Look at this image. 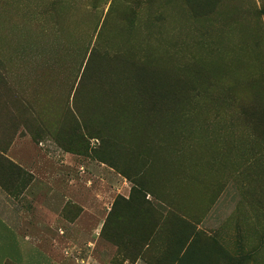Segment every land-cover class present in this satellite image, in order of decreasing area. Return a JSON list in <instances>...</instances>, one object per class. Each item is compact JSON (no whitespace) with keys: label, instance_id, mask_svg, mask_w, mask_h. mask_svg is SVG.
Segmentation results:
<instances>
[{"label":"rangeland","instance_id":"rangeland-1","mask_svg":"<svg viewBox=\"0 0 264 264\" xmlns=\"http://www.w3.org/2000/svg\"><path fill=\"white\" fill-rule=\"evenodd\" d=\"M230 10L236 18L246 14L249 45L257 43L264 0ZM0 11V46L6 45L0 48L5 62L0 105L14 109L9 113L15 143L25 138L16 149L20 162L0 161V185L14 231L41 251L38 258L26 247L14 258L18 264H85L78 259L86 258L93 239L100 238L98 200L117 198L113 175L120 176L104 165L133 178L137 165L157 164L145 159L157 145L202 155L205 124L220 129L239 119L238 110L224 103L225 95L216 114L203 112V60L231 68L234 54L221 63L203 51V25L184 0H9ZM241 27L234 25L230 45L235 49ZM258 59H264V51L250 49L251 63ZM236 80L242 86L249 78ZM230 83L224 79L220 93ZM235 99L237 105L239 92ZM158 139L164 143H155ZM246 156L236 151L230 158L240 165ZM217 158V167L229 166L223 156ZM193 160L180 163L197 165ZM172 162L165 158L157 166L172 167ZM199 163L203 182L214 181L210 167L203 159ZM96 254H103L100 242ZM256 264H264L263 254Z\"/></svg>","mask_w":264,"mask_h":264},{"label":"crops","instance_id":"crops-1","mask_svg":"<svg viewBox=\"0 0 264 264\" xmlns=\"http://www.w3.org/2000/svg\"><path fill=\"white\" fill-rule=\"evenodd\" d=\"M8 1L0 0V10ZM3 18L0 11V25ZM9 112H14L12 106L0 105L1 163L20 162L16 149L25 139L22 136L15 143ZM104 166L120 176L113 175L118 181L113 192L117 198L112 201L107 195L98 200L103 214L100 238L93 239L86 258L78 259L81 263L256 264V251L264 255V186L253 183L252 169L218 168L210 171L216 177L211 183L203 182V168L168 169L158 175L162 178L145 179L143 186H136ZM7 198L0 185V264H18L15 251L24 252L26 247L39 258L41 251L31 239L26 237L23 243L21 233L14 231ZM99 242L100 258L96 254Z\"/></svg>","mask_w":264,"mask_h":264},{"label":"trees","instance_id":"trees-1","mask_svg":"<svg viewBox=\"0 0 264 264\" xmlns=\"http://www.w3.org/2000/svg\"><path fill=\"white\" fill-rule=\"evenodd\" d=\"M186 6L190 9L193 18L196 23L203 25V39L204 46L203 51L211 57L219 60L221 63L227 59H231L232 67L221 64L219 68H216L215 62H206L203 60V112L206 111L207 116L210 114H216L218 112V104L222 95H225L224 103L227 106L235 108L238 120L233 119L230 125H226L218 128L213 123L205 124L203 130H205L206 138L203 142L202 155H194L191 157L181 152L177 148H170L171 151H164L159 145H157V152H154L152 156L145 157V159L154 161L155 166L152 163H148L144 168L137 165L136 174L133 179L128 176L136 186H143L145 179L155 180L162 172L168 169H186L196 170L201 167L199 163L203 159V164L209 166L210 171H215L219 167L218 158L223 156L226 163L229 166L226 169L234 168L236 171L243 168L252 169L251 174L255 177L253 183L256 186H264V59H258L257 62L251 63L250 61V49L264 51V28L260 23L257 43L250 44L249 30L246 25V14H239L236 18V12L230 10V6L239 4L240 6L246 5L252 0H184ZM262 10V9H259ZM248 15V14H247ZM264 15L263 11H258L259 19ZM241 25L242 35L240 36L239 43L235 49L232 45L231 39L234 31V25ZM219 26H223L224 30H218ZM218 35H217V34ZM211 38L222 40L225 43L226 48H219L214 41H210ZM209 41V42H208ZM237 56V57H236ZM0 66L5 67V62L0 61ZM229 69H231L229 71ZM249 78L242 86L241 82L236 80V77ZM231 78V83L226 87L225 93L222 94L219 91L222 81L224 79ZM1 79V77H0ZM234 80V83L232 82ZM141 84L144 81H140ZM239 92V99L236 105L235 94ZM234 98V99H233ZM226 101V102H225ZM234 110V112L236 111ZM204 122L207 121V117H203ZM203 122V123H204ZM240 129L241 133L236 134V129ZM235 132V133H234ZM155 143L163 144V139H158ZM236 151H241L247 154L242 164H236V160L230 158V155ZM226 158H225V157ZM173 161L172 167L157 166L158 162L163 159ZM194 159V160H193ZM193 160L197 162L191 163L190 167L182 166V161ZM239 161V160H238ZM181 162V163H180ZM206 162V163H204ZM178 165V166H176ZM205 165V166H206ZM112 167V165L108 164ZM124 176V175H123ZM196 178V176H190ZM162 177H159L160 179ZM255 261L257 263V256L260 251L257 250Z\"/></svg>","mask_w":264,"mask_h":264}]
</instances>
